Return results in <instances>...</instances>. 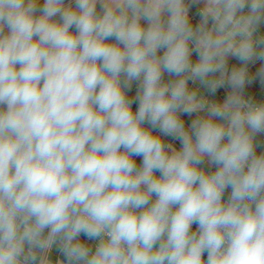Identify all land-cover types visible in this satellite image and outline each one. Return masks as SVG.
Instances as JSON below:
<instances>
[{
    "label": "clouds",
    "instance_id": "obj_1",
    "mask_svg": "<svg viewBox=\"0 0 264 264\" xmlns=\"http://www.w3.org/2000/svg\"><path fill=\"white\" fill-rule=\"evenodd\" d=\"M262 22L264 0H0V264H264Z\"/></svg>",
    "mask_w": 264,
    "mask_h": 264
},
{
    "label": "crops",
    "instance_id": "obj_2",
    "mask_svg": "<svg viewBox=\"0 0 264 264\" xmlns=\"http://www.w3.org/2000/svg\"><path fill=\"white\" fill-rule=\"evenodd\" d=\"M42 3H43V0H41V6H42ZM69 4H72V6H74V0H65V5L67 6ZM201 6L202 5H200V4H191L190 5L189 12H191L192 16L194 17V19L191 20L193 26L197 25L200 21L199 9ZM97 11L98 12L101 11V7L99 4L97 5ZM244 11L247 12L248 8L246 7ZM36 15H40V13L37 12ZM54 19L59 20V17H56ZM141 23L145 27L147 26L146 21L142 20ZM209 24L211 25V21L209 22ZM70 31L75 32L76 29L73 27L72 29H70ZM5 32H7V28H5ZM257 35H264V22H262L258 26ZM110 42L115 43L114 38L110 39ZM163 51H164L163 49L160 50L158 52V55H162ZM197 58H198L197 54L195 52H193V55H192L193 61H195ZM233 66H237V67L241 66V61H239L235 57H229V59H228L229 72L231 71V68ZM261 67H264V61H261L258 59L254 60L253 62H250L248 64L249 74H250V76H253L255 78L253 79L252 83L245 85V90H244L245 98L246 99H252L256 103L264 102V83H261L260 78L258 76H256V74L261 69ZM175 78L176 77L169 75L167 72H165L163 74V81L164 82H168V81L173 80ZM188 83H189L190 88L199 87L201 94L204 95L208 100H212V101H214V100H221L222 101L226 97L227 92L231 91L230 87L225 86L223 88L218 89L215 95H212L207 91V89H205L203 86L199 85L198 81L195 83H193L192 81H189ZM138 88H139V81H133L130 89L125 90L127 96L130 99L134 100V103L132 104L133 111H135L138 108L139 102L135 100ZM198 115H205V113H193L191 116H189L187 114H181V119L184 120L185 126L188 127L191 124V121L193 119H195ZM144 126L146 128L150 127V125H148L147 123H145ZM152 131H153V134H160L157 129H153ZM160 135H162V134H160ZM262 137H264V133H257L255 136V145H256L255 150H256V153L258 155L261 153H264V142H262V140H264V139H262ZM162 138L166 144H172L173 147H175L177 150H179V148L181 147L180 141L174 139L171 136H163ZM134 159L137 163V166L139 167L140 164L142 163V157H134ZM200 167L203 168L206 172L211 173V172H214L216 170L217 166L209 164L207 158H205V162L202 165H200ZM155 175L159 176L160 173L156 172ZM230 194H231V188L230 187L226 188V190L224 192V197L226 199H228ZM155 199H156V197H155V195H153L152 200H155ZM80 239L82 241H86L87 243L92 245L93 249H94V246L96 243L95 241H88L87 238L84 237L83 235H81ZM157 247H158V245H157ZM206 253L207 252H205L204 254H206ZM52 255L54 258L59 257L60 259H64V257L62 256L61 253L58 252V250L54 249Z\"/></svg>",
    "mask_w": 264,
    "mask_h": 264
},
{
    "label": "built area",
    "instance_id": "obj_3",
    "mask_svg": "<svg viewBox=\"0 0 264 264\" xmlns=\"http://www.w3.org/2000/svg\"><path fill=\"white\" fill-rule=\"evenodd\" d=\"M189 16H190V20H193L194 17L192 16L191 12H189ZM209 101H212V100H209ZM262 139H264V137H262ZM262 142H264V140H262ZM228 199H226L224 196H223V201L224 202H227ZM198 229V225L196 223H194L192 225V228H191V231H197ZM203 260H207V253L206 254H203V257H202Z\"/></svg>",
    "mask_w": 264,
    "mask_h": 264
}]
</instances>
